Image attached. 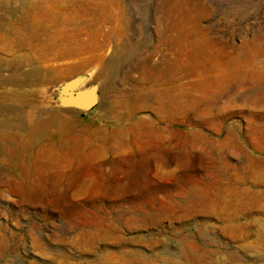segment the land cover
<instances>
[{
    "label": "rangeland",
    "instance_id": "obj_1",
    "mask_svg": "<svg viewBox=\"0 0 264 264\" xmlns=\"http://www.w3.org/2000/svg\"><path fill=\"white\" fill-rule=\"evenodd\" d=\"M54 1L69 4L70 20L60 27L70 47L88 48L80 57L32 64L46 70L45 85L2 86L0 103L57 108L71 131L61 140L57 129L40 139L21 134L16 157L0 159L8 168L0 176V264H264V55L253 66L245 57L216 63L207 74L214 93L196 104L191 88L205 73L168 77L169 86L183 90L181 110L164 103L160 111L151 90L155 100L133 116L124 109L107 117L100 99L125 108L144 101L150 86L134 71V59L158 47L164 0ZM179 3L190 16H203L208 36L235 46L264 27V0ZM4 24L15 30L0 0L3 30ZM118 34L138 42L141 53L125 55L108 87L91 82ZM13 36L0 31L3 59L17 49ZM45 51L42 44L35 56ZM152 55L162 72V56ZM69 66L65 86L47 72L60 76ZM91 87L96 105L80 107L89 100L83 95L72 107L71 93ZM50 139L55 143L46 146Z\"/></svg>",
    "mask_w": 264,
    "mask_h": 264
},
{
    "label": "bare ground",
    "instance_id": "obj_2",
    "mask_svg": "<svg viewBox=\"0 0 264 264\" xmlns=\"http://www.w3.org/2000/svg\"><path fill=\"white\" fill-rule=\"evenodd\" d=\"M179 1L181 0L163 1L166 6L165 9L163 8L166 10V23H163L164 26L161 27V25V28L158 29V38L160 39L158 47H151L149 51L146 49V52L143 51L141 53L138 49L140 48L138 42H133L122 34L116 36L120 42L114 45L112 57L106 62L105 67L95 74L91 82H101L108 87L112 83L110 75L116 68L124 64L125 55H133L135 52H140L141 58L137 59L138 56L134 59L133 69L139 73L141 81H146L150 87L143 94L144 101L143 99L141 101L140 99H135L136 104L126 108L121 103H114L109 97L100 99L99 108L104 111L107 117L115 114L114 111L124 109L128 111L129 116H133L139 109L146 108L145 102H153L155 100L154 92L158 98L156 103L159 105L158 109L160 111H166L167 107L164 108V103H168L171 109L181 110L183 90L172 85L169 86L167 84L169 81L167 80L168 77L183 73L186 69L192 70L194 73H205L206 76L192 85L193 88L191 89L198 93L197 97L190 98L192 94H188V96L190 95L188 98L192 100L191 102L196 104L197 100H203L207 97L211 98L214 93V87L209 85L210 77L207 74L212 71L216 63L228 65L232 61V63L237 64L245 57L249 61L248 64L253 66L256 58L264 55V27L262 30L254 32L255 34L251 38L242 36L244 38L241 44L235 46L219 36H208L207 31L200 25V19L203 16L200 14L199 16L201 17H198V15L197 17H192L193 14L190 16L191 9L182 10L184 8L182 5L185 4L186 6L189 3L182 1L185 3L180 4L182 2L179 3ZM189 1L187 0V2ZM1 4L5 9V13L13 17L16 25L15 30H13L12 25L4 24V30L3 26H1L0 31L7 36L14 35L17 49L12 53L10 60L0 57V87L8 85L19 87L36 86V84L45 85L47 79H45L46 70L42 68L44 63L51 60L57 61L67 58L72 59L76 56L80 57L88 48L86 43L84 44L85 46L80 45L77 49L71 48L70 42H67L66 39L67 33L63 32L60 27L61 22L70 20L69 12L66 11V7L68 8L69 5L67 2L54 0H1ZM58 33H60V36H58ZM42 44L46 45V51L41 55V58H37L35 56L36 52ZM21 48L24 50L28 49L29 52L31 51L30 54H21L19 52ZM153 52L160 53L162 56L164 66L162 72H157L159 70L152 63ZM34 63L42 64V66H32ZM248 64L246 67H248ZM242 66L245 65L242 64ZM25 67H28L29 70H25ZM72 67H67L66 72L60 76H56L58 72L54 74L52 69H48L47 72L52 73L53 78L61 80L60 84L65 86L67 85V78L71 75L69 72H72L69 68ZM81 72L82 68L75 73L78 75ZM156 84H159V87L153 90V86ZM84 88L86 86L83 84L79 86L78 90ZM88 105L89 100L80 105V107L87 108ZM44 113L46 114L45 117H41L40 114ZM69 127L70 120L64 112L57 108H28L24 105L16 106L0 103V159H4L7 162L12 161L16 157L17 150L21 146L19 138L21 134L28 135L30 139H40L52 136L53 133L51 132L53 129H57L59 135L53 136H57V139L61 140L70 133ZM53 143L55 142L50 139L45 145L51 146ZM7 175V165L0 163V176L5 178Z\"/></svg>",
    "mask_w": 264,
    "mask_h": 264
},
{
    "label": "water",
    "instance_id": "obj_3",
    "mask_svg": "<svg viewBox=\"0 0 264 264\" xmlns=\"http://www.w3.org/2000/svg\"><path fill=\"white\" fill-rule=\"evenodd\" d=\"M83 95L89 96V105L87 106V110H90L96 105L97 102V95L93 87L85 89L81 92L71 93L72 107L76 108V106H79V98L82 97Z\"/></svg>",
    "mask_w": 264,
    "mask_h": 264
}]
</instances>
